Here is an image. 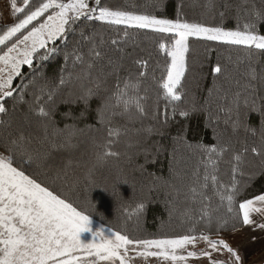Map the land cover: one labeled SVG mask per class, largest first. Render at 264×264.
Instances as JSON below:
<instances>
[{"label":"trees","instance_id":"1","mask_svg":"<svg viewBox=\"0 0 264 264\" xmlns=\"http://www.w3.org/2000/svg\"><path fill=\"white\" fill-rule=\"evenodd\" d=\"M42 2L30 0L27 11ZM101 6L223 29L251 25L264 35V0H102ZM72 29L49 43L57 50L47 59L41 50L33 66L21 65L13 96L0 102L6 109L0 153L133 241L239 229V203L264 194V50L190 37L181 99L170 101L162 83L174 33L94 18H81ZM23 34L0 45V55ZM126 84L136 86L127 93L142 111L135 103L125 111L118 102Z\"/></svg>","mask_w":264,"mask_h":264},{"label":"snow or ice","instance_id":"2","mask_svg":"<svg viewBox=\"0 0 264 264\" xmlns=\"http://www.w3.org/2000/svg\"><path fill=\"white\" fill-rule=\"evenodd\" d=\"M23 4L25 7L21 8L17 6V0H11L12 14L18 22L7 26L0 35V45H4L10 38L21 33V30L26 32L0 55V63L5 65V68H0V73L7 71L6 77L0 76V100L13 96L12 78L21 76L20 66H33L34 58L41 50H46L41 59H47L48 55L57 50L55 47L48 48L49 43L55 45L59 40H63L68 32L73 30L72 25L81 18H94L113 25L152 29L158 33H174L178 38L175 39L172 50L167 53L171 57V65L167 71V78L162 83L164 96L170 101L181 99L178 86L185 73V53L188 51L190 37L223 41L232 45L249 47L254 45L257 49L264 50V35H256L250 30L251 25H246L243 31L225 30L222 27H208L200 23L182 22L179 19H161L154 15L113 10L110 7L101 6L102 0H96L93 7H89L88 0H69L68 3L62 0H45L32 11H27L30 0H23ZM49 9H52V12L46 15ZM25 12L27 14H24ZM18 13L23 15L22 19L16 16ZM45 15L46 19L39 23L38 18H43ZM33 22L38 23L32 26ZM214 71L219 72L220 69L216 68ZM135 87V85L126 84L125 90L117 95L118 102L123 100L125 111L133 103L142 111L139 108L138 98L130 97L127 93L128 88ZM5 110L4 105L0 103V112ZM40 114L47 115L43 108L40 109ZM252 151L255 152L256 149ZM235 160L238 167L240 157H235ZM228 199L231 201L232 196L230 195ZM256 202L264 204V194L239 203L244 225L254 222L252 213L264 212V208L257 207ZM89 222V215L78 211L71 203L53 194L47 187L41 186V183L30 178L24 171L18 170V167H13V159L10 156L0 155V264H50V262L51 264H74L75 257L59 261L56 258L71 256V253L78 249L87 252L90 256L94 254L101 260L119 258L120 264H125L124 257L120 256L118 250L121 248L126 250L128 245L136 244L145 248L154 246L162 251L141 254L164 255L167 258L169 249H172L174 253L175 249L184 248L185 245L194 242V238L188 235L169 239L133 241L128 236L109 229L95 231L93 239L83 243L79 234L88 228ZM260 227L264 228V224ZM98 235L102 237L99 242H97ZM204 239L207 240V237ZM209 243L213 249L219 244L232 251L223 240ZM195 255V252H188V256ZM204 255L209 253L205 252ZM171 259H184V257L172 254ZM236 259L239 261L240 257L236 256Z\"/></svg>","mask_w":264,"mask_h":264},{"label":"crops","instance_id":"3","mask_svg":"<svg viewBox=\"0 0 264 264\" xmlns=\"http://www.w3.org/2000/svg\"><path fill=\"white\" fill-rule=\"evenodd\" d=\"M17 6L22 7L18 3ZM256 206L264 208V204L261 202H256ZM252 218L254 221L252 224H243L239 229L221 236L193 237L194 242L185 245L184 248L175 249L174 253L172 249H169L167 258L164 255L141 254L162 251L154 246L145 248L141 245L133 244L126 246V250L121 248L118 251L120 256L124 257L125 264H264V228L260 227L261 224H264V212H254L252 213ZM204 237H207V240ZM220 240H223L232 251L230 252L228 248H224L223 245L219 244H217L215 249L211 247L210 241ZM188 252H195L196 255L188 256ZM205 252L209 253V255H204ZM172 254L177 257L183 256L184 259L172 260ZM236 256L240 257L239 261H237ZM56 259L59 261L67 259V257H58ZM74 264L78 263L74 262ZM83 264H120V260L119 258L101 260L93 254L86 258Z\"/></svg>","mask_w":264,"mask_h":264},{"label":"rangeland","instance_id":"4","mask_svg":"<svg viewBox=\"0 0 264 264\" xmlns=\"http://www.w3.org/2000/svg\"><path fill=\"white\" fill-rule=\"evenodd\" d=\"M69 1H66L65 3H68ZM20 7V6H18ZM22 8V7H21ZM51 14V12H50ZM49 14V15H50ZM17 16V14H16ZM9 18V19H8ZM157 18H160V17H157ZM162 19V18H161ZM15 22H18L16 20V17L13 16L12 14V17H9L6 12L4 10H1V7H0V27H7V26H10L11 24L15 23ZM43 22V21H42ZM41 22V23H42ZM225 30H232V29H225ZM3 34V33H2ZM0 34V35H2ZM178 37H176L177 39ZM11 47V46H10ZM7 51V49H6ZM5 51V52H6ZM0 68H5V65H3L2 63H0ZM21 68V66H20ZM0 76H4L6 77L7 76V71L5 72H2L0 73ZM16 76H13L12 79H14ZM5 90H9V89H5ZM0 155H4V156H8L6 154H2L0 153ZM101 226L100 224H98L97 222L93 221L90 219V222H89V225H88V228L85 229L84 231H82L79 236H80V239L83 243H88L90 242L92 239H93V233L95 231L97 232H101V231H104V230H108L107 228ZM101 236H97V242H99L101 240ZM150 251V250H149ZM90 255L87 254V252L83 251V250H75L71 253V256H67V259H71L72 257H77L76 260L74 262H77L78 264H83L86 260V258H88ZM58 258V257H57ZM263 263H264V260H263Z\"/></svg>","mask_w":264,"mask_h":264},{"label":"built area","instance_id":"5","mask_svg":"<svg viewBox=\"0 0 264 264\" xmlns=\"http://www.w3.org/2000/svg\"><path fill=\"white\" fill-rule=\"evenodd\" d=\"M0 7L1 10H4L9 17H12L11 0H0Z\"/></svg>","mask_w":264,"mask_h":264},{"label":"water","instance_id":"6","mask_svg":"<svg viewBox=\"0 0 264 264\" xmlns=\"http://www.w3.org/2000/svg\"><path fill=\"white\" fill-rule=\"evenodd\" d=\"M4 99H5V98H4ZM4 99H3V100H4ZM3 100H0V102L3 101Z\"/></svg>","mask_w":264,"mask_h":264}]
</instances>
